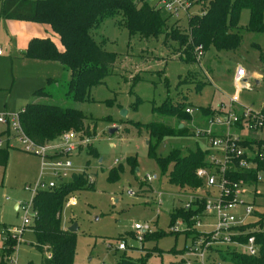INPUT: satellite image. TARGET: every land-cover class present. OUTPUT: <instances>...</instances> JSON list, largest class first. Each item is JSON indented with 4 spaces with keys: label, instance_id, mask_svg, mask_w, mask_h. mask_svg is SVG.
<instances>
[{
    "label": "rangeland",
    "instance_id": "374dc122",
    "mask_svg": "<svg viewBox=\"0 0 264 264\" xmlns=\"http://www.w3.org/2000/svg\"><path fill=\"white\" fill-rule=\"evenodd\" d=\"M143 1L146 0L139 4ZM191 10H199V7L191 5ZM248 17L249 10L243 9L239 25H245ZM187 19L186 15L178 19L170 17L168 23L183 30L187 28ZM118 20L119 16L106 18L93 29L95 40L105 50L116 53L117 58L103 83L90 89L91 100L78 102L67 98L69 70L58 62L42 64L22 57L20 53L6 52L0 57V113L19 112L33 101V91L46 85L48 76L57 79L59 84L51 87L53 96L46 99L47 102L79 108L95 119L96 134L79 138L80 144L70 157L72 166L68 172V179L81 171L86 172L93 187L70 195L61 211L63 228L73 223L77 225L75 264H116L123 252L117 249L118 243H124V250L133 257L150 251L146 264H200L198 258L185 254L189 249L185 246H190L191 238L186 237L183 225L181 231H171L170 213L187 199L198 194L204 197L205 189L183 192L169 185L156 161L147 155L146 133L133 123L164 120L163 116L152 112V105H160L167 99L172 102L182 99L195 107L217 106L220 102L228 104L229 97L240 86L234 79L238 66L246 70L247 76L252 71L259 72V51L255 44L264 47V33L239 29L242 39L237 49L210 47L196 62H187L179 58L178 44L166 39L165 34L156 37L131 35ZM3 30L0 19V41L1 36L4 38ZM261 78L254 79L250 75L247 80L250 87H241L238 93L239 103L235 110L241 114L244 108H250L254 111L251 120L262 105L264 83ZM192 115V122L199 120L198 111ZM2 127L0 125V133ZM257 128L260 127L257 125ZM190 131L194 137H166L157 147V153L166 155L172 146L181 144L190 148L206 146L204 139L195 138L199 129ZM235 133L240 134L239 131ZM260 135L264 139V127ZM11 142L15 146L7 145V164L0 165V245L6 237L14 238L10 229L21 223V213L15 209V203L30 199L31 194L25 186L32 185L40 177L39 157L25 151L16 139ZM58 142L54 140L53 144ZM88 146H93L98 155L88 154ZM247 153L252 154L250 149ZM147 173L155 174L156 179L145 181ZM40 178L48 182L50 175ZM241 188L245 201L253 205L249 219H260L263 214L262 224H251V227L264 230V181L244 183ZM135 223L150 228L142 233L141 240L132 229ZM152 231L163 234L145 240V235ZM15 239L12 254L15 264L42 263L44 254L34 246L35 237L30 227L24 229L20 240ZM220 250V254L227 251ZM218 252L214 258L206 259L205 264H222L217 260ZM213 259L217 261L212 262Z\"/></svg>",
    "mask_w": 264,
    "mask_h": 264
},
{
    "label": "trees",
    "instance_id": "16d2710c",
    "mask_svg": "<svg viewBox=\"0 0 264 264\" xmlns=\"http://www.w3.org/2000/svg\"><path fill=\"white\" fill-rule=\"evenodd\" d=\"M140 1L0 0V19L33 21L48 24L52 28L59 37L61 48H58L50 37H32L20 54L24 58L55 61L67 68L69 79L66 82V96L78 102L91 100L90 89L103 83L104 78L111 73L117 58L116 53L105 50L93 36V29L106 18L119 16V24L131 35L156 37L165 34L166 39L178 44L179 58L187 62L197 61L196 48L199 45L202 53L210 47L216 50L237 49L242 39L239 29L264 33V0H197L198 6L204 13L190 17L187 28L183 30L175 27L174 23H168L170 16L163 14V10L156 8L148 0L139 4ZM243 9L249 10V17L247 23L241 26L239 21ZM255 47L259 51V69L262 74L261 81L264 83V47L257 44ZM45 81V86L33 91V101L28 102L19 111V123L25 134L37 145L54 141L68 130L80 133L81 137L94 136L96 134L94 118L86 116L79 108L64 107L46 101L53 96L51 87L59 83L53 77H47ZM190 106V103L182 99L176 102L167 99L160 105H152V112L163 116L164 120L133 123L143 128L146 133L147 155L156 161L166 182L183 192H194L198 187L204 188L203 180L196 175V170L209 164L208 136L201 134L195 136L204 139L206 143L204 147L190 148L184 144L176 145L172 146L166 155L158 154L157 147L166 137L192 136L190 129H205L208 120L219 113L211 105L191 106L199 113V120L192 122L193 113L185 110ZM257 116L262 120L258 130L264 127V88L262 106ZM255 121L256 118L248 121L249 127L247 131L245 130V135L240 133L242 136L240 144L251 150L252 154L249 158L255 166L250 168L234 166L232 172L228 173L229 177L241 180L243 184L261 182L258 181L256 173L264 167V139L258 135ZM237 125L239 128L242 127L241 124ZM87 153L92 156L98 155L93 146L87 147ZM8 155L9 147H0L1 166L7 164ZM92 187L93 182H89L86 172L81 171L60 184L40 190L34 195L33 206L38 215L29 227L35 237L34 246L44 254L41 264H75L76 235L75 232L62 227L61 211L70 195ZM204 203L205 197H202L194 201L196 208L186 209L180 205L175 206L170 213L171 226L181 219L189 227L183 231L186 237L191 238V243L200 236L199 228L195 226V217L201 216ZM262 216L260 219L249 220L238 226V230L245 233L233 238L243 243L248 236L253 235L258 244L255 255L242 252L240 247L227 245L225 248L208 247L206 259L214 258L215 256L211 254L224 248L227 251L224 254L218 252L217 260L234 264H264V230L251 227V224H262ZM171 231L176 233L181 230ZM162 234L152 231L145 235V240L158 238ZM15 244V238L6 237L0 245V264L8 263L15 251ZM188 247L185 246V249L187 250ZM124 249L116 264H146L151 253L147 251L145 255L137 258ZM47 254L50 256L48 257ZM217 260L213 259L212 262Z\"/></svg>",
    "mask_w": 264,
    "mask_h": 264
},
{
    "label": "built area",
    "instance_id": "2783aa9c",
    "mask_svg": "<svg viewBox=\"0 0 264 264\" xmlns=\"http://www.w3.org/2000/svg\"><path fill=\"white\" fill-rule=\"evenodd\" d=\"M148 1L156 8H160L170 17L176 19L183 15H186L189 19L195 14L204 13L198 6L197 0ZM191 5L199 7V10L189 11ZM196 50H198V58L202 54L201 46L199 45ZM1 54H3V50L0 47ZM244 77H246L245 69L239 66L234 77L235 82L240 85L237 87V92L229 97L228 104L219 108L218 114L208 120L205 129L197 128L199 129L197 135L206 133L208 136L210 152L207 159L209 164L196 170V175L203 180L205 192L208 191V193L204 196L205 203L201 216L197 215L195 217V226L199 228L200 236L192 241L187 255L198 258L200 264H205L208 247L210 246L231 245L232 247H240L242 252L249 255H255L258 251V244H256L253 235L248 236L243 243L233 239L235 236L245 233V231H239L238 226L248 222L253 211V205L243 198L244 192L241 188L243 182L228 176L234 166L243 168L255 166V163L250 160V155L247 153L249 148L240 144L242 136L240 134L236 135L235 132L231 131L232 128L238 126L237 124H241L244 130L247 131L249 127L248 121H251V112H254L250 108H244L242 113L238 114L235 110L236 104L239 103L238 93L240 88L250 87L247 80L243 82ZM240 82H243V84H240ZM185 110L188 113L197 111L196 108L191 106L186 107ZM257 115L258 112L252 118V120L256 118L254 123L256 128L257 125L258 127L262 125V120ZM0 125L3 126L1 129L2 133H0V147L7 145L14 147L15 144L11 140L16 139L24 147L25 151L32 152L39 157L40 177H44L47 174L50 175L48 182L39 177L32 185H26L25 189L31 194L30 199L20 200L16 204V210L21 213V223L14 225L10 231L14 238L20 240L24 229L29 227L38 215L37 210L33 206L34 195L40 190L52 188L68 179V172L72 166L70 157L80 144L79 138L81 134L74 130H68L56 139L59 140L57 144H53V141H51L44 145H37L21 128L19 112L14 114L0 113ZM57 153L62 154L57 155ZM156 177L155 174L147 173L144 179L147 182H151ZM256 177L258 181H264V167L256 173ZM200 189L201 187L197 188L198 191ZM202 197L198 194L194 198L187 199L184 201L183 206L186 209L196 208L197 205L194 204V201ZM239 208H242L241 212L238 211ZM181 225H183V230L189 229L181 219L177 220L170 229L178 231ZM132 229L137 233L139 240H141L144 231L150 230L147 225H141L140 223H135ZM124 248V243H118L117 249L123 250ZM47 256L49 257L50 254H47ZM7 264H15L14 255Z\"/></svg>",
    "mask_w": 264,
    "mask_h": 264
},
{
    "label": "crops",
    "instance_id": "0c3cea01",
    "mask_svg": "<svg viewBox=\"0 0 264 264\" xmlns=\"http://www.w3.org/2000/svg\"><path fill=\"white\" fill-rule=\"evenodd\" d=\"M3 27H4V38L1 36V41H0V47L3 50V54L0 55V57H3L6 52L8 54L10 53H21L23 49L26 47L28 41L32 37H50L57 45L58 48H61V43L59 40L58 35L52 30V28L48 24L44 23H38V22H33V21H25V20H13V19H3ZM29 59V58H28ZM32 61H37V62H42V64H48L50 62H55V61H50V60H39V59H29ZM49 66V65H46ZM239 67V66H238ZM246 72V70H245ZM247 73V72H246ZM49 74V73H48ZM252 76L254 79H260L262 74L258 71H252L251 74L246 75V77L243 78V81L248 80L249 76ZM48 77V76H47ZM46 77V78H47ZM225 105V103L220 102L217 106H211L215 110H219V108H222ZM262 106V105H261ZM261 108V107H260ZM232 131L243 133V135L246 134L245 130L239 129V128H232ZM262 129L258 130L257 133L260 135V131ZM17 202L15 203V209L17 207ZM225 248V246H224ZM187 254V253H185ZM214 256L215 253H212L211 256ZM193 257V256H191ZM222 264H234L233 262L229 261H223Z\"/></svg>",
    "mask_w": 264,
    "mask_h": 264
},
{
    "label": "water",
    "instance_id": "95a60500",
    "mask_svg": "<svg viewBox=\"0 0 264 264\" xmlns=\"http://www.w3.org/2000/svg\"><path fill=\"white\" fill-rule=\"evenodd\" d=\"M112 131H113V129H112ZM69 231H72V232H76V230H77V225H76V223H73L71 226H69L68 228H67Z\"/></svg>",
    "mask_w": 264,
    "mask_h": 264
}]
</instances>
